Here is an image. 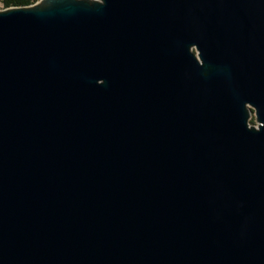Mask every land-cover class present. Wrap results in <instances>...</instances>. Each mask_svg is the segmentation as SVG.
<instances>
[{
	"label": "water",
	"instance_id": "95a60500",
	"mask_svg": "<svg viewBox=\"0 0 264 264\" xmlns=\"http://www.w3.org/2000/svg\"><path fill=\"white\" fill-rule=\"evenodd\" d=\"M0 264H264V0L0 9Z\"/></svg>",
	"mask_w": 264,
	"mask_h": 264
},
{
	"label": "trees",
	"instance_id": "16d2710c",
	"mask_svg": "<svg viewBox=\"0 0 264 264\" xmlns=\"http://www.w3.org/2000/svg\"><path fill=\"white\" fill-rule=\"evenodd\" d=\"M39 0H0V8H10L15 6H29L35 4Z\"/></svg>",
	"mask_w": 264,
	"mask_h": 264
},
{
	"label": "rangeland",
	"instance_id": "374dc122",
	"mask_svg": "<svg viewBox=\"0 0 264 264\" xmlns=\"http://www.w3.org/2000/svg\"><path fill=\"white\" fill-rule=\"evenodd\" d=\"M1 9V8H0ZM250 124L257 125L256 115L253 113L250 118Z\"/></svg>",
	"mask_w": 264,
	"mask_h": 264
}]
</instances>
